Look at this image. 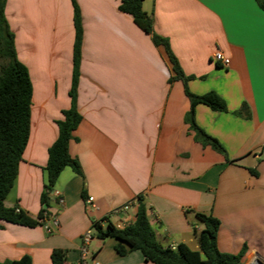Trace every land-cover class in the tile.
I'll return each mask as SVG.
<instances>
[{
    "label": "crops",
    "instance_id": "crops-1",
    "mask_svg": "<svg viewBox=\"0 0 264 264\" xmlns=\"http://www.w3.org/2000/svg\"><path fill=\"white\" fill-rule=\"evenodd\" d=\"M75 1L83 26L76 98L82 121L69 150L83 174L61 173L59 197L52 194L42 225L0 221V262L28 256L32 264H53V251L62 250L65 264H153L140 251L120 256L117 240H102L94 229L95 222L133 224L143 196L163 246L199 250L198 214H205L220 222V252L245 251L243 264H264V10L257 0L143 2L189 91L215 92L226 103L224 112L195 107L197 125L225 153L195 139L184 82L165 47L120 11L121 1ZM5 12L33 87L30 139L5 203L37 218L56 121L71 107L74 8L72 0H7ZM217 50L228 66L214 60ZM88 230L93 236L84 243Z\"/></svg>",
    "mask_w": 264,
    "mask_h": 264
},
{
    "label": "trees",
    "instance_id": "trees-1",
    "mask_svg": "<svg viewBox=\"0 0 264 264\" xmlns=\"http://www.w3.org/2000/svg\"><path fill=\"white\" fill-rule=\"evenodd\" d=\"M121 12L132 17L134 23L144 32L152 34L156 45H163L174 65L176 78L185 84L191 109L186 115V122L195 133V139L204 146L225 153L223 146L216 139L208 135L196 123L195 107L206 105L214 111H227L226 103L215 92L205 95H195L187 87L188 77L184 76L173 55L169 43L165 38L153 32V18L144 11V0H120ZM264 10V0H257ZM74 8L75 44L73 54V79L70 91L71 107L62 112V118L57 121L59 135L48 150V162L44 171L46 182L41 196L42 210L37 218H33L17 206H6V199L15 185L20 163L28 145L31 133L32 96L33 87L28 68L18 59L15 36L6 17L7 0H0V221L26 227L42 225L45 213L50 206L54 187L66 168L82 175V167L78 159L70 154V142L74 131L82 121L77 109V89L80 76L81 48L83 41L82 15L75 0ZM204 224V229L197 233L199 250H193L186 244H179L175 249L163 246L157 239L156 231L152 227L148 208L143 196L137 201L136 220L124 228H117L112 223L103 228L100 222L94 223L96 237L105 240H117L115 249L120 256L132 251H140L145 261L153 264H243L245 251L238 255L220 252L217 245V233L220 222L217 218L205 214H198ZM3 224L0 223V229ZM53 264H65L66 256L62 250L52 253ZM0 264H32L28 256L20 260L0 262Z\"/></svg>",
    "mask_w": 264,
    "mask_h": 264
},
{
    "label": "built area",
    "instance_id": "built-area-1",
    "mask_svg": "<svg viewBox=\"0 0 264 264\" xmlns=\"http://www.w3.org/2000/svg\"><path fill=\"white\" fill-rule=\"evenodd\" d=\"M213 58H214V60L217 63H219V64H221L222 66H225V67L228 66L229 61H230L229 58L225 57L223 55V53L221 51H219V50H217L214 53ZM53 194L56 195L57 197H59L58 192H53ZM92 201H94V198L90 197L89 198V202H92ZM59 202L63 203V199L61 197L59 199ZM128 208H129V205H127L124 208H122V210H127ZM117 212H119V210ZM45 215L47 216L48 214L45 213ZM92 236H93V231L92 230H88L86 232V234L84 235V237H83L84 243H88L90 241V239L92 238ZM173 249H175V248H173ZM82 253H83V256H85V254L87 253L85 248L82 249Z\"/></svg>",
    "mask_w": 264,
    "mask_h": 264
},
{
    "label": "rangeland",
    "instance_id": "rangeland-1",
    "mask_svg": "<svg viewBox=\"0 0 264 264\" xmlns=\"http://www.w3.org/2000/svg\"><path fill=\"white\" fill-rule=\"evenodd\" d=\"M72 79H73V70H72V74H71V88H72ZM71 88H70V91H71ZM70 91H69V96H70ZM70 98H71V96H70ZM71 100H72V98H71ZM33 104V103H32ZM40 109V104H38V102H37V100H35V106H34V111L36 112V111H38ZM69 109V108H68ZM67 110V109H66ZM64 111V110H63ZM62 111V112H63ZM60 120V119H59ZM58 121V120H57ZM57 121H56V124H57ZM58 126V125H57Z\"/></svg>",
    "mask_w": 264,
    "mask_h": 264
}]
</instances>
